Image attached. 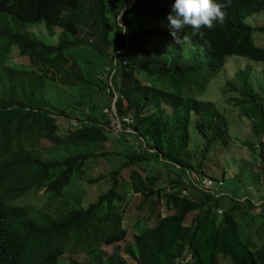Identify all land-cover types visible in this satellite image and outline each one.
<instances>
[{
	"label": "trees",
	"instance_id": "16d2710c",
	"mask_svg": "<svg viewBox=\"0 0 264 264\" xmlns=\"http://www.w3.org/2000/svg\"><path fill=\"white\" fill-rule=\"evenodd\" d=\"M219 2L223 22L177 35L189 47L169 34L172 0H0V46L26 61L0 60V264H130L121 245L128 220L124 252L139 264H264V195L236 200L193 183L225 181L224 157L236 140L217 104L202 98L209 82L231 57L264 62L253 36L264 26L246 22L264 11V0ZM251 75L240 69L226 88L260 137L259 150L245 144L264 173V78ZM113 107L117 142L133 147L125 153L104 146L114 142L104 110ZM44 141L100 150L60 158L46 153ZM210 161L221 165V177L207 171ZM96 165L104 172L90 176ZM75 179L109 187L86 206L85 192L70 189ZM40 192L43 206L26 201Z\"/></svg>",
	"mask_w": 264,
	"mask_h": 264
},
{
	"label": "rangeland",
	"instance_id": "374dc122",
	"mask_svg": "<svg viewBox=\"0 0 264 264\" xmlns=\"http://www.w3.org/2000/svg\"><path fill=\"white\" fill-rule=\"evenodd\" d=\"M247 23L251 24L253 27L258 26H264V11L256 12L253 15H251L247 21ZM89 30H84L82 34L84 36L88 37L89 39L91 37L94 38L93 42L98 44L99 39L96 35H89ZM254 38L256 42L260 45L264 46V33L255 32ZM10 46L8 43H3L0 46V60L1 61H8V63H12L13 65H25L26 61L22 60V56L18 53L17 48L14 47L12 52H9ZM104 51L106 53H110L111 49L104 48ZM114 57L117 58L116 53H114ZM12 58V60L10 59ZM116 60V59H114ZM252 68V79H259L260 78V84L261 79L264 78V62H256L253 61L247 57L243 56H235L231 57L227 60V64L224 68V70L217 75L214 79H212L209 84L206 92L202 96L203 99L214 101L217 106L220 108V110L225 114L227 121L229 123L231 132L233 136L236 138L235 142L233 143V146L228 154V156H225L224 159L228 162L227 171L225 174V193L227 195H232L236 200H240L241 197L244 194L252 195V196H259L262 197L264 195V173L261 170L262 164L259 161H255V151L252 149V147L245 144V141H253L255 142V148L256 150H259L260 148L257 146H260L259 139L260 137H254L252 134V120L249 119L247 116H245L241 108L236 104L235 100V92L230 88H226V83L229 81H235V76L237 71L240 69H244L246 67ZM236 83V82H234ZM97 102L100 103V96H97ZM264 103V100H263ZM107 108V107H106ZM106 108L104 109L107 114H109L110 117H112L113 122L111 124L112 127V134L114 136V141L112 144L107 143L104 145L107 150H111L113 152H116L118 154L127 152V148L133 149L131 146V141H125L124 144L117 142L119 138V132H117V120L114 117V114L106 111ZM61 129L59 130L60 134H64L67 131L68 125L61 123ZM264 136H262L263 138ZM261 138V139H262ZM42 147L46 151V153L50 155H54L56 157L63 158L67 153L75 152V151H89L93 150L95 152L100 150V147H95L94 145L89 146H69L64 148H55L54 145H52L49 142H42ZM227 155V154H226ZM118 155H114L111 158V161H109V165L116 166L119 163V160L117 159ZM106 164V163H105ZM93 168L90 172V176H97L101 172H104L105 167L101 165L97 169ZM221 165H218V161H210L207 164V171L209 173H215L216 177H221L223 173V169L220 167ZM155 166H153V169ZM155 169L154 171H156ZM161 172L164 173V169H161ZM217 172V173H216ZM161 184V183H160ZM109 185L107 182H100L98 184L91 185L86 182L84 179H75L70 189L74 192L77 191H84L85 192V199L84 203L87 206L91 202L95 201L98 196L105 192L108 189ZM122 189V188H121ZM124 191V188L122 189ZM131 196V193L130 195ZM128 196V197H129ZM26 201L29 203H33L38 206H43V192H40L39 194H32L29 197L26 198ZM138 202L137 196L134 199V203L131 205L130 212L131 214H134L135 204ZM231 204L230 200L228 198L223 199V205L229 206ZM258 212V211H257ZM193 215L190 214L188 219L186 220V223H190ZM132 221H127L126 226L129 228V235L126 240L121 242V245L123 247V253L125 258L128 260L130 264H139L137 259H133L132 257L128 256L124 252L125 250H128V244L132 241ZM108 253L112 252V246H106L104 247ZM127 248V249H126Z\"/></svg>",
	"mask_w": 264,
	"mask_h": 264
},
{
	"label": "clouds",
	"instance_id": "9594fccd",
	"mask_svg": "<svg viewBox=\"0 0 264 264\" xmlns=\"http://www.w3.org/2000/svg\"><path fill=\"white\" fill-rule=\"evenodd\" d=\"M225 7L226 4L219 0H172L166 17L169 34L177 45L190 47L191 41L187 36L178 40L177 35L185 27H190L192 34L196 35L202 27L212 28L214 22H223Z\"/></svg>",
	"mask_w": 264,
	"mask_h": 264
},
{
	"label": "built area",
	"instance_id": "2783aa9c",
	"mask_svg": "<svg viewBox=\"0 0 264 264\" xmlns=\"http://www.w3.org/2000/svg\"><path fill=\"white\" fill-rule=\"evenodd\" d=\"M106 111L112 113H115V108L113 107L111 110L110 109H106ZM124 121L127 123H132L133 119L131 116H127L124 118ZM71 125L73 127L77 126V122L72 121ZM120 131V126H119V121H117V132ZM262 141L264 142V137L262 138ZM194 185L198 188L204 189L208 192L214 193L216 195H222L225 194V181L223 180H215L212 179L210 177H205L203 179H201L199 182H193ZM183 194L186 196H189L190 194V189L184 190ZM218 213H222V210H218Z\"/></svg>",
	"mask_w": 264,
	"mask_h": 264
}]
</instances>
